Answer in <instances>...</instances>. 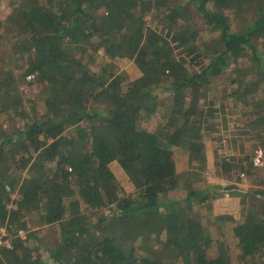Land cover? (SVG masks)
<instances>
[{
	"label": "trees",
	"instance_id": "obj_1",
	"mask_svg": "<svg viewBox=\"0 0 264 264\" xmlns=\"http://www.w3.org/2000/svg\"><path fill=\"white\" fill-rule=\"evenodd\" d=\"M8 1L6 23L24 33L0 34V116L18 120L7 128L0 120V227L15 234L0 249V264H264V209L253 204L264 190L222 187L203 175L204 133L217 125L218 112H239L241 132L264 129V49L257 44L264 0ZM92 44L105 57L97 70L85 58ZM113 58L135 65L126 87L106 67ZM30 75L43 87L37 101L26 103L19 81ZM75 95L91 103L78 108ZM36 106L40 116L27 117ZM176 148L187 155L190 176H199L184 186L170 157ZM111 157L132 195L118 188ZM247 159L240 180L257 169ZM231 160L216 166L230 171ZM65 184L75 196L69 209ZM226 191L251 203L232 221L234 249L223 245L214 253L204 225L188 214ZM105 198L108 211L100 213ZM33 214L42 226H59L58 242L41 246L39 255L28 247L38 235H16ZM155 245L179 261L151 252Z\"/></svg>",
	"mask_w": 264,
	"mask_h": 264
},
{
	"label": "rangeland",
	"instance_id": "obj_2",
	"mask_svg": "<svg viewBox=\"0 0 264 264\" xmlns=\"http://www.w3.org/2000/svg\"><path fill=\"white\" fill-rule=\"evenodd\" d=\"M10 12L11 7L9 1L0 0V34L5 39L8 37L12 39L14 37L22 36L24 33L23 29L19 27L13 29L12 27H9V24L6 23V18L8 17ZM194 28L197 31L203 33V31L201 30L204 28L203 22H197L196 24H194ZM6 44L10 45V41H8ZM257 44L259 48L264 49V38L259 39L257 41ZM97 47L98 46H95V44H92L87 48L85 52V58L88 59V65L92 70H97L96 68L98 62L101 63V61H105L103 50L100 47ZM106 62H108V65L106 67L108 68V70L112 69L114 71V76L118 79L120 86L126 87L135 78V65L132 63L131 59L113 58L111 60H107ZM231 67H233V65ZM234 68L235 67H233L232 69ZM19 84L23 100H25L26 103H28L27 100L29 99L34 102L38 100L39 96L41 95V90L43 87L42 84L38 83L34 79L28 78L23 80L21 79L19 81ZM90 103V98L75 95V104L78 106V108L88 106ZM93 105H97L100 107L106 106L105 103L99 104L96 102H94ZM164 105H166V103L163 99L159 102L158 106L160 108H163ZM41 111V106L30 107L27 113V117H38L40 116V113H42ZM238 113L239 112L232 108H227L224 113L218 112L216 118L218 122L217 125H215V128L213 130L204 133V136L206 137L207 163L206 171H204L203 175L207 177L206 181L210 180L209 182L219 184L222 187L229 186V184H237L244 191L252 189L264 190V164L262 166H255V168L257 169L252 168L249 171V174L242 172L244 173V178L243 180H240L239 178V172L241 170L240 165L246 163V161L244 160L246 156H248V161L253 160L256 151L261 150L263 152L264 160V148L261 145V140L264 137V129L261 127H258L256 129L245 127L244 131L241 132L242 128L236 123L237 120H234L235 118L239 117ZM0 120L2 121L3 126L6 128L18 122L17 118H15L14 115L10 114H3L2 116H0ZM260 132L263 135L261 134L260 136ZM230 156H234L236 159V161L231 160V170L227 172L219 170L216 166V163L218 164L222 159L224 160ZM170 157L175 162L176 173H179V175L177 174L178 176H175V180H177L179 184H183L184 186L185 180H196L199 177L198 174H195V176H190V174L187 172L191 171V164L188 160L187 155H185L184 152H182L180 149L176 148L173 151V154L170 155ZM242 158L243 161L239 164L237 161L241 160ZM108 166L114 176L118 188L120 186L126 196L132 195L134 193V187L129 181L128 176L114 157L110 158ZM246 167L247 166H245V168ZM184 172H186V174H183ZM201 183L205 182L201 181ZM64 187L67 200H70L66 203V206L68 208L70 202L75 199V196L73 195L70 187L67 184H65ZM181 191L182 190L180 189L178 192L181 194ZM175 195L176 197H179L178 194ZM241 200V196L234 195L231 193V191H226L222 196H219L212 202L210 201L198 206H193V211L190 213V215L188 214L191 219H199L204 225L205 234L209 236L210 242H212L211 246L213 245L211 248L212 252L215 253V250H218L219 247L223 245H225V247L227 248H230L231 250L234 249L230 231L231 226L234 224V222L232 221H237L238 219H240L243 210L245 208H248L251 203L249 196L244 198L245 204ZM109 204L110 203H108L107 198H105V206L100 208V213H106L108 211ZM253 204L256 205L257 209H264V191L257 200H253ZM81 212L83 213L82 210ZM220 215L226 218L229 217V219L221 221L218 218V216ZM27 225V230L22 229V236L24 237L21 238H30V232L35 233L40 238V242L38 239L30 240V244L28 245V247L32 254H43L42 248L40 249L41 246L50 248L58 242L59 226L57 224L42 226L39 223L37 216L33 214L27 219ZM221 228H225L224 235L220 232ZM10 234L13 239L15 234H13V231H10ZM149 250L157 255H161V257L166 261H179V258L173 250H168L158 245H155V247L151 246Z\"/></svg>",
	"mask_w": 264,
	"mask_h": 264
},
{
	"label": "built area",
	"instance_id": "obj_3",
	"mask_svg": "<svg viewBox=\"0 0 264 264\" xmlns=\"http://www.w3.org/2000/svg\"><path fill=\"white\" fill-rule=\"evenodd\" d=\"M28 79L33 78L32 75L27 77ZM253 165L254 166H262L264 164V160H263V152L261 150H257L255 157L253 158ZM10 231L6 226H2L0 227V249L3 247H10L11 246V234ZM23 230L22 229H18L17 230V236L20 237H24L22 236Z\"/></svg>",
	"mask_w": 264,
	"mask_h": 264
}]
</instances>
